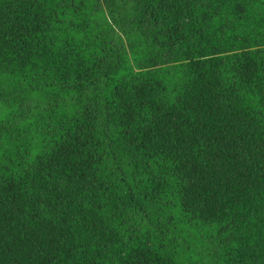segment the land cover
Here are the masks:
<instances>
[{
  "label": "trees",
  "instance_id": "1",
  "mask_svg": "<svg viewBox=\"0 0 264 264\" xmlns=\"http://www.w3.org/2000/svg\"><path fill=\"white\" fill-rule=\"evenodd\" d=\"M0 264H264V0H0Z\"/></svg>",
  "mask_w": 264,
  "mask_h": 264
}]
</instances>
